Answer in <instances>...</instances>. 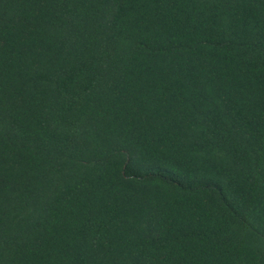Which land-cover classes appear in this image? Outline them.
<instances>
[{
  "label": "trees",
  "instance_id": "16d2710c",
  "mask_svg": "<svg viewBox=\"0 0 264 264\" xmlns=\"http://www.w3.org/2000/svg\"><path fill=\"white\" fill-rule=\"evenodd\" d=\"M0 264H264V0H0Z\"/></svg>",
  "mask_w": 264,
  "mask_h": 264
}]
</instances>
